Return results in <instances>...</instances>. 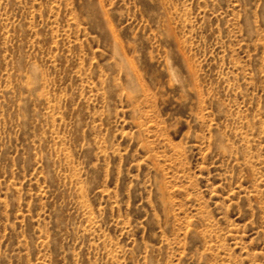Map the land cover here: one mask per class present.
I'll return each mask as SVG.
<instances>
[{
    "label": "rangeland",
    "instance_id": "374dc122",
    "mask_svg": "<svg viewBox=\"0 0 264 264\" xmlns=\"http://www.w3.org/2000/svg\"><path fill=\"white\" fill-rule=\"evenodd\" d=\"M0 264H264V0H0Z\"/></svg>",
    "mask_w": 264,
    "mask_h": 264
}]
</instances>
